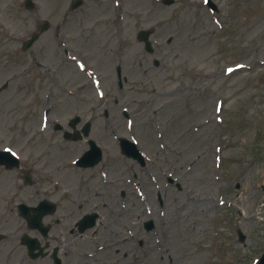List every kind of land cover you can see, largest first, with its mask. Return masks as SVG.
Masks as SVG:
<instances>
[{
    "label": "rangeland",
    "instance_id": "rangeland-1",
    "mask_svg": "<svg viewBox=\"0 0 264 264\" xmlns=\"http://www.w3.org/2000/svg\"><path fill=\"white\" fill-rule=\"evenodd\" d=\"M24 1L0 0V150L21 162L0 168V264L5 254L11 263L53 264L27 260L23 235L64 245L63 264H164L161 252L176 264H255L264 253V66L227 70L264 60V0H211L217 13L205 0H83L76 10L55 0L28 10ZM43 23L48 30L23 52ZM148 30L151 54L137 39ZM181 84V97L169 95ZM76 117L77 131L91 124L80 141L65 138ZM120 139L136 144L144 166L122 154ZM88 140L103 159L78 167ZM207 196L218 198L213 208L173 229L153 216ZM42 200L57 205L44 219L46 239L16 211ZM121 209L128 221L116 255L101 241ZM94 212L96 226L79 234L76 223Z\"/></svg>",
    "mask_w": 264,
    "mask_h": 264
},
{
    "label": "bare ground",
    "instance_id": "bare-ground-1",
    "mask_svg": "<svg viewBox=\"0 0 264 264\" xmlns=\"http://www.w3.org/2000/svg\"><path fill=\"white\" fill-rule=\"evenodd\" d=\"M57 3L59 4H63L66 5L68 3L69 0H55ZM256 61L254 62V64H249V63H242L240 65H237L233 70H232V74L234 73L236 76L239 75H243V73L246 72H250L254 69V67L256 65H263L264 66V60L258 58L255 59ZM212 74L210 73H203L199 76V79L201 80H206V79H212ZM184 84L179 85L177 88L172 89L171 92L169 93V95H173L176 94V98L178 99L179 97H181L182 95H177V93H181L183 92V86ZM239 93V92H238ZM204 109H201V112ZM210 119L207 122H204V125H209L210 123ZM217 121H213V124H216ZM203 124V123H201ZM199 124V126L201 125ZM198 128V126L196 127V125L194 126V129ZM200 141V140H199ZM216 152L214 149V159L216 157ZM207 166V165H206ZM8 185V184H7ZM55 187H57V185H54ZM7 189L10 188L9 185L6 187ZM117 188H121L124 189V186L119 184V186ZM117 193V191H116ZM115 193V198H118V196ZM122 195H124L122 193ZM218 198L215 197H211V196H207L204 198H197V199H191L189 200L190 203L186 206H184L183 208L180 207V211L178 212H174L171 211L169 213L164 214L162 217H160V212H155V214L153 215L155 218H158L160 220H164V226L163 229H170L169 227H175L177 223H179L180 221H184L186 219V217H192V215L194 217H198V215H203L205 212L209 211V209L213 208L214 205L216 204ZM126 210V209H125ZM125 210L121 209L120 211H115L114 212V216L110 218L111 222L108 224H104L103 227L105 229V236L104 239L101 241L102 245L101 247L103 249H115L114 250V254L118 255L120 254V251L118 249H116L119 245V242L122 241L121 237H120V232H119V225L122 224L123 222H127L128 218V210L126 212H124ZM188 213H191L190 215ZM160 214V215H159ZM172 231V230H171ZM124 238V236H123ZM100 243V244H101ZM166 248H164L165 250ZM126 250V249H125ZM160 250V249H159ZM159 261H163L164 264H176L175 258L173 257V255H169L166 256L164 252L160 253V258L158 259ZM105 264H120L119 261L116 260H110L105 262Z\"/></svg>",
    "mask_w": 264,
    "mask_h": 264
},
{
    "label": "water",
    "instance_id": "water-1",
    "mask_svg": "<svg viewBox=\"0 0 264 264\" xmlns=\"http://www.w3.org/2000/svg\"><path fill=\"white\" fill-rule=\"evenodd\" d=\"M29 6L32 7V3H29ZM148 33L143 32L140 35V39L145 41L146 43V49L151 52V45L149 42H147L146 38H147ZM38 39V35H34L32 37V39H30L23 47L24 50H28L29 48H31V46L33 45V43ZM79 121L76 120L75 123H73V126H75V124ZM89 131H90V125L87 124L85 126V128L83 129V135L84 136H88L89 135ZM67 137H70L69 134L66 135ZM77 137H75L76 140L81 138V135H76ZM90 147L91 150L89 152L86 153V155L82 158V160L79 162L80 166H84V167H92L95 166L97 163H99V161L102 158V153L101 151H99V149L96 147L94 142H90ZM121 149L123 151V153L125 155H127L130 158H134V159H138L140 160V162L143 164V159L141 158L138 150L136 149L135 145L130 143L127 140H121ZM1 165H5L8 168H15L18 167V161L17 159L12 156V154H10L9 152H5V151H0V166ZM20 210L22 212V214L26 217L29 225L31 228L33 229H38L43 235H46L48 232L47 228H44L41 220L43 218V216H46L48 214H52L56 207L55 205L49 203V202H42L37 208H27L24 205H21ZM33 211L34 215L30 216L29 215V211ZM95 216L91 217L90 219H85L84 221H82L80 223L81 225V231H85L86 229L92 228L95 225ZM239 239L241 242H243L245 240V236L239 232ZM35 240L32 239H24L23 243L25 245L28 246L30 253L32 254V252L35 249H39L40 253L39 254H32L33 258H37L40 255H43L42 253V249L39 248V245L35 243ZM57 263L59 264V261H57ZM259 264H264V255L261 258Z\"/></svg>",
    "mask_w": 264,
    "mask_h": 264
},
{
    "label": "flooded vegetation",
    "instance_id": "flooded-vegetation-1",
    "mask_svg": "<svg viewBox=\"0 0 264 264\" xmlns=\"http://www.w3.org/2000/svg\"><path fill=\"white\" fill-rule=\"evenodd\" d=\"M58 221L59 220H55V222L56 223H58ZM50 244V243H49ZM50 246H51V244H50ZM55 249V247H53V249H49L51 252L53 251ZM55 253V252H54ZM9 254H5V264H18L17 262H14V263H11V258L9 259V261H8V258H9V256H8ZM49 257L52 259V257H51V255H49ZM26 259L27 260H29V261H31L32 263H33V261L29 258V256L27 255V257H26Z\"/></svg>",
    "mask_w": 264,
    "mask_h": 264
}]
</instances>
